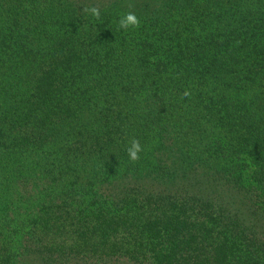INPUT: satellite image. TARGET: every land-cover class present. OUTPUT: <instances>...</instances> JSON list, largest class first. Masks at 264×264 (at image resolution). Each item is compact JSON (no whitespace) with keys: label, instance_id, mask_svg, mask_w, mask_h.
<instances>
[{"label":"trees","instance_id":"trees-1","mask_svg":"<svg viewBox=\"0 0 264 264\" xmlns=\"http://www.w3.org/2000/svg\"><path fill=\"white\" fill-rule=\"evenodd\" d=\"M256 224L264 0H0V264H264Z\"/></svg>","mask_w":264,"mask_h":264},{"label":"clouds","instance_id":"clouds-1","mask_svg":"<svg viewBox=\"0 0 264 264\" xmlns=\"http://www.w3.org/2000/svg\"><path fill=\"white\" fill-rule=\"evenodd\" d=\"M91 13L97 17H99L100 12L97 8L90 9ZM121 27L127 28L129 25H135L138 23L137 17L134 14H127L121 20ZM140 151V146L137 142H133L132 146L128 149L129 156L132 160L138 159V152Z\"/></svg>","mask_w":264,"mask_h":264},{"label":"rangeland","instance_id":"rangeland-1","mask_svg":"<svg viewBox=\"0 0 264 264\" xmlns=\"http://www.w3.org/2000/svg\"><path fill=\"white\" fill-rule=\"evenodd\" d=\"M118 1H120V0H118ZM128 1H132V0H128ZM126 4L128 5V3H126ZM228 193H229V197L231 195L233 197V199L236 201L234 194H232L230 192H228ZM227 197H228V195H227ZM238 204H239V202L236 203V205H238ZM256 225H257V230L259 232V235L264 239V224H256ZM2 236L10 238L9 235H7V232L2 233ZM1 239H2V241H4L3 237H1Z\"/></svg>","mask_w":264,"mask_h":264}]
</instances>
